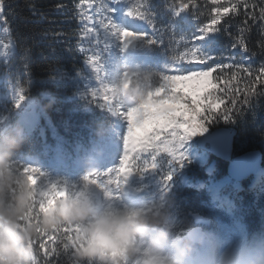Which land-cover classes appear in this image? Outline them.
I'll return each mask as SVG.
<instances>
[{
    "label": "trees",
    "instance_id": "obj_1",
    "mask_svg": "<svg viewBox=\"0 0 264 264\" xmlns=\"http://www.w3.org/2000/svg\"><path fill=\"white\" fill-rule=\"evenodd\" d=\"M150 1L156 3V0ZM162 1L166 0H160ZM76 2L77 0H6L3 17L0 18L2 26L8 29L2 39L7 45L15 43L9 61H0V78L8 74L13 85L23 91L27 99H34L41 117V123L32 134H28L27 143L15 154L7 169L16 173V179L8 189L9 201H14L15 197L24 191L29 194L27 210L17 219L14 227L17 231L26 233L29 228H34L35 235H28L26 241L32 249L31 264H101L96 255L91 258L80 255L82 251L96 247L94 236L83 232L88 219L64 222L51 230L43 229L42 219L47 207L46 201L40 195L43 181H35L33 177L36 173L27 170L28 166H36L27 162L28 157L45 158L47 150H50L53 157V152L47 147L49 144L62 145L64 156L72 161L73 157L77 156L79 147H92L100 135L107 133L111 125L104 117L103 103L98 95L94 96L88 88L89 73L84 68L86 57L78 50L80 45L77 43L81 26L74 7ZM169 2L170 0H167L166 3ZM212 2L213 0H196L201 7L195 19L200 27L210 22ZM220 2L223 3V0ZM58 5L63 7L58 9ZM156 6L158 10L165 12L164 17L178 24L180 22L181 27L185 24L182 16L174 18L166 6L159 3H156ZM184 13L193 18L191 11ZM240 26L242 25L239 19L234 18L230 29L213 33V41L208 45L209 53L220 59H243L253 69L258 68L264 62V54H260L259 48V27L245 33L246 43L257 53L253 56L241 48L234 47V41L228 35V32H231L235 36ZM164 77L158 65H139L129 85V93L137 106L152 96L163 84ZM238 79V86L243 88V77ZM262 87L264 86L257 85V91ZM252 99V104L246 106L244 112L232 120L217 117L206 121L200 134L220 127L228 128L235 133L233 156L250 150H260L264 166V96H254ZM225 102L227 103V97ZM223 107L224 105H221V110ZM19 119L20 116L16 114L12 102L0 99V130ZM150 148L145 147V150ZM212 160L217 164L213 174H208L205 166L194 162H187L182 172L192 181H208L210 178L218 181L227 176L229 162L213 154ZM7 170H2L0 182L6 179ZM69 174L72 178L79 175L73 170ZM252 178L253 176L241 182V190L233 184H228L222 189V194H228L242 206L237 212V218L246 226L247 241L257 234H264V182L260 188L250 187ZM168 197L174 201L171 211L178 221H186L193 228L195 221L190 213L199 212L209 216L213 223H216L217 217L209 213L211 196L205 188L181 184L174 188ZM139 214L141 213H131L124 217L131 218ZM5 219H0V224H6ZM114 221L108 222L106 233L115 244L117 252L122 254L119 238L112 230ZM208 228L206 226V229ZM118 259L122 262L121 256Z\"/></svg>",
    "mask_w": 264,
    "mask_h": 264
},
{
    "label": "rangeland",
    "instance_id": "obj_2",
    "mask_svg": "<svg viewBox=\"0 0 264 264\" xmlns=\"http://www.w3.org/2000/svg\"><path fill=\"white\" fill-rule=\"evenodd\" d=\"M99 2L100 0H96V3ZM131 2H135V0H121L119 4L113 3L112 6L116 8L114 12V19L116 22L124 23L128 21L125 19L126 10ZM155 2L164 6L167 5V0L162 2L156 0ZM150 3L152 8L159 13L157 20L160 24L174 25L175 31L177 32L175 40H173L168 33H165L163 38L164 42L162 44H148L140 38L131 39V34L129 37H125L123 33H121L119 38L115 35H111L110 38H108L111 49L109 47L106 51L102 49L97 53V56L100 58L94 61L95 66H93V62L87 60L84 62L86 71L91 74L88 88L93 90L98 86L96 78L99 76V83L104 87L103 90L100 89V94L105 95L108 91L111 95L110 99L112 102H104L106 106L104 117L108 122L112 123L108 128L107 134L100 135V140L93 143L90 148L79 147L76 158L73 157V164L68 162L69 160H67L63 153L59 158H56V155L52 157L49 150L46 152L47 157H36V159H34V161H39V163L35 164V167L40 168L46 173L45 176L36 174L33 178L35 181H43L41 185V195L46 201L47 206L49 204H60L64 202L79 205L87 199L93 201L98 211L87 218L88 220L83 228V232L92 234L96 239V259L101 264H142V256L147 251L144 247V242H138L140 255L135 257L134 260H126L122 254L117 252L115 244L106 233L108 222L110 220L116 221L118 218L127 216L131 213H142L145 210V206H153L157 203L162 204L165 198L168 197L178 185L191 184L188 179L189 176L183 173V169L187 162H197L195 160V152L197 149L196 139L198 136H191L185 141L182 148L186 157L183 167H180L173 161L171 153L166 150L162 151L163 144H161L158 146L154 145L148 150H145V148L141 149V152L146 151L149 155L142 158V167L140 171L121 169L114 177L106 175L108 170L118 165L125 151L128 129L131 127V119L126 118L121 113H127L132 108L138 107L135 102L129 100L125 93L127 83H129V80L134 75L141 62L147 61V59L157 61L159 65L162 66V69L163 67L176 68L180 64L177 47L183 48V45L179 44V35H184L188 39L189 46H191L194 42L191 38V33L197 31V27L199 26L195 19L190 16L188 17V15L184 13V15H180L185 23L181 27L180 22L178 24V22L176 23L174 20L164 17L163 14L165 12L158 10L156 3L153 4L151 1ZM139 22L144 24L142 25L143 27L134 28L137 30V33L144 31L142 30L143 28H145L147 32H152V28L148 23L144 21ZM79 25L81 26V24ZM190 30H192L191 33H188ZM7 31L8 29L3 27L2 22H0V50L5 52V58L0 57V61L5 63L9 61L15 48L14 45L12 47L11 44L7 45L6 48L2 46L6 44L2 37ZM212 41V34L206 39L198 41L202 52L206 56H212V54L209 53L210 48L208 47ZM202 42H206V44ZM125 43L129 45L126 49L123 47ZM135 48L139 52L140 57L133 55V49ZM180 50L183 51L184 48ZM107 53H109V57ZM90 54L91 53H89V55ZM104 54L107 58L106 60L103 57ZM112 54L115 55L116 60L114 56H111ZM168 74L170 73H166V75ZM106 75L108 79H106ZM109 75L112 77H109ZM102 76H104V79H102ZM21 95L24 96L23 100L20 99ZM124 97L125 99L127 97V102H124ZM0 99L12 102L15 112L21 116V123L24 125L27 132L29 131L27 128H31L32 131L36 128L37 122L31 125L29 122L32 120L29 122L25 120L26 117H30L31 115L35 116L34 113L36 108L34 100L27 99L24 93L13 85L8 74L0 78ZM115 116L117 120L114 122L113 118H115ZM117 146L120 147L117 148ZM52 148L55 149L54 147ZM110 155H112V159H110ZM97 157H99V160L103 157L109 159V165L103 167L91 166V164H95L96 162H98V164L101 163V161L96 159ZM94 159H96V161H94ZM83 160H86L85 166L88 165L90 168H88L86 172L72 178L68 168L70 167L73 170L80 169V163L83 162ZM147 165H151V167H147ZM169 171H173V178L171 181L166 182L164 177H166ZM0 177H2L1 170ZM88 177H92L93 179H86ZM200 181L201 180H199V182ZM263 182L264 175H258L252 179L251 185L255 188H260ZM57 183L58 187L53 188L52 185ZM211 183V178L207 184L202 183V185L207 188V192H211L210 194L215 198L214 202L212 200L211 205H208V209L211 215L213 214L217 217L215 220L216 223L212 221L208 225L210 228L207 226L208 229H206L205 226L206 232L210 234V244L219 245L220 247H232L245 244L247 242L246 226L243 221L237 218V212L242 206H239L228 194H222V191L220 193V190L215 188V183H212V185ZM236 186L238 189L241 188L237 184ZM224 196H227L225 199L226 204L230 207L228 210L222 201ZM215 229H218V231H215ZM119 256H121L122 262L118 259Z\"/></svg>",
    "mask_w": 264,
    "mask_h": 264
},
{
    "label": "snow or ice",
    "instance_id": "obj_3",
    "mask_svg": "<svg viewBox=\"0 0 264 264\" xmlns=\"http://www.w3.org/2000/svg\"><path fill=\"white\" fill-rule=\"evenodd\" d=\"M120 2L121 0H100L99 3L96 0H77L74 5L81 24L80 35L77 36V43L81 45L78 50L84 53L87 61L93 62V66L94 61L100 58L97 53L110 47L108 37L111 35L119 38L121 33L125 37L131 34V39L140 38L148 44H162L165 33L170 34L173 40L177 37L174 25H162L158 22L159 13L152 8L150 0L129 3L125 19L133 22L144 21L152 28V32L137 33L136 29L116 22V8L112 5ZM5 5L6 0H0V18L3 17ZM57 7L60 9L63 6ZM166 8L173 12L174 18L191 11L193 19H196L201 11L196 0H170ZM210 13V22L202 27L198 26L197 31L191 33L194 41L191 46L184 35H179V44L184 48L181 51L177 47L180 64L164 77L163 84L142 105L127 113H121L131 119V127L128 129L125 151L118 165L108 170L106 175L114 177L121 169L140 171L142 158L149 155L146 151L141 152V149L161 144L162 151L171 153L173 161L183 167L186 158L182 151L183 145L192 135L204 130L206 121L217 117L232 120L242 114L246 106L252 104L254 96H264V87L257 91V85L264 86V62L253 69L243 59L206 56L198 44V41L215 32L230 29L232 19L237 18L242 25L237 28V34L233 36L228 32L234 41L233 46L253 56L257 55L246 43L245 33L258 26L260 54H264V0H223V3L213 0ZM2 46L6 48L7 44ZM128 46L125 43L123 47L126 49ZM240 77L245 82L243 88L238 86ZM93 95H97L95 89ZM20 99L23 100L24 96L21 95ZM221 105H224L223 110ZM27 170L40 176L46 175L35 166H28ZM172 178L173 171H169L164 177L166 182ZM52 187H58V183Z\"/></svg>",
    "mask_w": 264,
    "mask_h": 264
},
{
    "label": "clouds",
    "instance_id": "obj_4",
    "mask_svg": "<svg viewBox=\"0 0 264 264\" xmlns=\"http://www.w3.org/2000/svg\"><path fill=\"white\" fill-rule=\"evenodd\" d=\"M28 139L19 120L0 130V170L8 169L10 161ZM5 176L0 182V215L12 223L0 224V264H31L32 249L26 241L28 235H35L34 228L26 233L14 227L27 210L29 194L24 191L14 201H9L7 193L16 173L7 170ZM173 204L172 198L166 197L162 204L145 206L139 215L120 217L113 222V234L119 238V247L126 260L140 255L138 242L143 241L147 251L142 256V264H264V234H257L239 246L211 245L209 233L196 231L188 222L178 221L173 216ZM97 211L91 199L79 205L49 204L44 209L42 227L51 230L64 222L84 221ZM96 254L94 247L80 253L86 258Z\"/></svg>",
    "mask_w": 264,
    "mask_h": 264
},
{
    "label": "water",
    "instance_id": "obj_5",
    "mask_svg": "<svg viewBox=\"0 0 264 264\" xmlns=\"http://www.w3.org/2000/svg\"><path fill=\"white\" fill-rule=\"evenodd\" d=\"M12 46L15 43L11 44ZM235 133L225 127L217 128L200 136L197 144L209 150L217 158L229 162L228 174L234 180L244 181L257 174L263 167V155L260 150H250L246 153L233 156ZM2 171V170H1ZM195 221L196 231H205L204 226L211 223V218L199 212H191ZM4 218L0 215V219Z\"/></svg>",
    "mask_w": 264,
    "mask_h": 264
},
{
    "label": "built area",
    "instance_id": "obj_6",
    "mask_svg": "<svg viewBox=\"0 0 264 264\" xmlns=\"http://www.w3.org/2000/svg\"><path fill=\"white\" fill-rule=\"evenodd\" d=\"M157 62V61H156ZM173 70V68L172 67H163V69H162V74L163 75H166V73H170L171 71ZM90 74V73H89ZM95 77V76H94ZM108 76L106 75V79H108L107 78ZM99 76H98V78H96V80L98 81V86H96L94 89L96 90V93L98 94V96H99V98H100V100H101V102L103 103V106L105 107V110H104V112H106V106L104 105V102H112L111 101V95H110V93L107 91V93L105 94V95H101L100 94V89L101 90H103V86H101L100 85V83H99ZM94 79V78H93ZM102 79H104V76H102ZM90 81V80H89ZM89 84V83H88ZM129 86V83H127V86L126 87H128ZM89 90H91V92L93 93V90L91 89V88H89ZM131 100V102H135V100L134 99H130ZM199 135V132L195 135V136H198ZM196 146H197V143H196ZM196 158H195V160L198 162V164H201V165H203V164H205V163H208L209 162V160H210V154H209V152L207 151V150H204V149H201V148H199L198 146H197V149H196ZM194 163H197V162H195V161H193ZM215 168V163H212L211 165H210V168H209V170L210 171H212L213 169ZM201 180V179H200ZM201 181H203V182H201ZM200 182H199V180H198V182L199 183H197L199 186H202L203 187V185H202V183H204L205 184V181L204 180H201ZM191 184L190 185H197L196 183H192V182H190ZM40 195H41V191H40ZM42 196V195H41ZM6 223L7 224H9V223H12L11 221H9V220H6Z\"/></svg>",
    "mask_w": 264,
    "mask_h": 264
},
{
    "label": "bare ground",
    "instance_id": "obj_7",
    "mask_svg": "<svg viewBox=\"0 0 264 264\" xmlns=\"http://www.w3.org/2000/svg\"><path fill=\"white\" fill-rule=\"evenodd\" d=\"M144 24V23H143ZM142 22H139V21H135V22H133V21H127L126 22V25L128 26V27H130V28H136V27H143L142 25ZM142 30H144V31H146V29L145 28H143ZM13 47V46H12ZM2 49V48H1ZM134 51H133V53H135L136 54V56L137 57H140V54H139V52L136 50V48L135 49H133ZM7 55V54H6ZM0 57L1 58H5V52H2L1 50H0ZM146 62V61H145ZM128 95V94H127ZM129 96V95H128ZM127 96V97H128ZM129 98V97H128ZM35 116H30V117H26L25 118V120H27L28 122L30 121V120H32L31 122H29L31 125H33V123H35L37 120V117H38V112L35 110ZM35 117V118H34ZM196 135V134H195ZM195 135H192V136H195ZM33 159H35V157H32ZM217 188H219V187H216V189Z\"/></svg>",
    "mask_w": 264,
    "mask_h": 264
}]
</instances>
